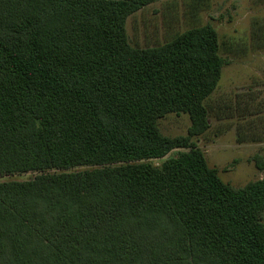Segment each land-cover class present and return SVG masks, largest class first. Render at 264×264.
Masks as SVG:
<instances>
[{"label":"trees","instance_id":"trees-1","mask_svg":"<svg viewBox=\"0 0 264 264\" xmlns=\"http://www.w3.org/2000/svg\"><path fill=\"white\" fill-rule=\"evenodd\" d=\"M158 1L0 0V264H264V179L225 183L194 142L230 62L211 24L133 46Z\"/></svg>","mask_w":264,"mask_h":264},{"label":"rangeland","instance_id":"rangeland-1","mask_svg":"<svg viewBox=\"0 0 264 264\" xmlns=\"http://www.w3.org/2000/svg\"><path fill=\"white\" fill-rule=\"evenodd\" d=\"M206 24L216 29L221 55L230 63L210 98L221 119L212 114L210 131L194 142L222 181L242 188L264 179L256 164L259 158L264 165V0H160L130 16L126 31L133 46L145 49ZM159 123L168 137L186 136L191 127L187 114H169Z\"/></svg>","mask_w":264,"mask_h":264}]
</instances>
